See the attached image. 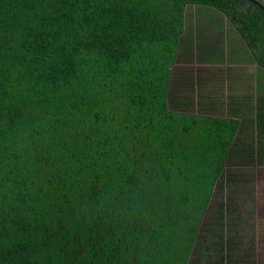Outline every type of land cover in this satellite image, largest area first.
Instances as JSON below:
<instances>
[{"label": "trees", "instance_id": "trees-1", "mask_svg": "<svg viewBox=\"0 0 264 264\" xmlns=\"http://www.w3.org/2000/svg\"><path fill=\"white\" fill-rule=\"evenodd\" d=\"M186 4L264 68L254 0H0V264H253L222 192L264 165V120L255 148L192 114Z\"/></svg>", "mask_w": 264, "mask_h": 264}, {"label": "crops", "instance_id": "crops-1", "mask_svg": "<svg viewBox=\"0 0 264 264\" xmlns=\"http://www.w3.org/2000/svg\"><path fill=\"white\" fill-rule=\"evenodd\" d=\"M254 2L264 6L262 0ZM183 20L182 35L185 41H190L192 56L189 58L191 61L178 66L191 68L192 77L189 83L177 80V87L187 94L185 99L189 107H192V114L202 113L201 115L238 122L237 145L252 136L259 138L255 121L257 117L264 120V68L257 63L234 25L215 8L186 4ZM203 42L206 44L203 45ZM217 47L221 49V56L212 53ZM260 85L262 88H259ZM205 92H212L215 96L199 95ZM239 146L238 148H243ZM256 146L257 144L254 147ZM257 165L255 161L252 165L242 167ZM225 166L227 167L226 164L223 165ZM235 174L239 181L238 174ZM236 182L233 186L238 184Z\"/></svg>", "mask_w": 264, "mask_h": 264}, {"label": "rangeland", "instance_id": "rangeland-1", "mask_svg": "<svg viewBox=\"0 0 264 264\" xmlns=\"http://www.w3.org/2000/svg\"><path fill=\"white\" fill-rule=\"evenodd\" d=\"M196 10L197 8L195 12ZM202 44L204 45L206 42ZM198 47L201 46L198 45ZM220 47L215 48L212 53L221 56ZM259 88H262V85ZM256 131L257 133L263 132L262 129ZM256 139L258 140L259 138H253L254 146L256 145ZM226 169V166L223 167V172ZM230 169L238 174L239 181L236 182L238 184L235 186H223L222 201H224V204L228 203L227 197L230 196L233 199V204L239 206L238 210L245 228V230L239 231L242 236L239 249L252 246L253 251L250 253V258L247 259V262L251 263L252 260L253 264H264V165H257V167H230ZM247 242H249L248 245H245ZM237 250L238 243L236 245Z\"/></svg>", "mask_w": 264, "mask_h": 264}]
</instances>
